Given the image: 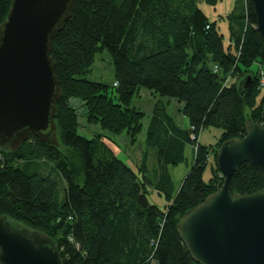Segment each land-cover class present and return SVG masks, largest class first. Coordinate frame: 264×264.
<instances>
[{
  "label": "trees",
  "instance_id": "16d2710c",
  "mask_svg": "<svg viewBox=\"0 0 264 264\" xmlns=\"http://www.w3.org/2000/svg\"><path fill=\"white\" fill-rule=\"evenodd\" d=\"M10 1L0 0V24ZM75 1L71 19L51 44L62 91L54 118L59 145L31 136L17 150H0V215L53 239L63 264H195L176 232L178 220L222 184L223 177L217 184L203 178L210 157L216 165L220 144L243 137L248 118L264 126V92L257 101L259 72L250 69L264 64L252 1L241 0L239 27L226 47L197 0ZM218 1L204 0L209 6ZM105 49L114 66V92L87 76L96 53ZM140 86L182 102L189 125L179 130L165 105L154 104L146 138L158 163L175 165L184 159L185 143L197 146L174 197L163 173L154 185L149 171L142 173L146 153L135 171L114 156L101 134L86 139L76 130L83 118L114 135L126 132L135 143L144 116L129 105ZM72 100L84 103V116ZM206 128L221 130L216 146L190 138ZM240 166L231 176V193L261 190L256 168ZM150 186L168 202L163 209L148 201Z\"/></svg>",
  "mask_w": 264,
  "mask_h": 264
},
{
  "label": "water",
  "instance_id": "95a60500",
  "mask_svg": "<svg viewBox=\"0 0 264 264\" xmlns=\"http://www.w3.org/2000/svg\"><path fill=\"white\" fill-rule=\"evenodd\" d=\"M264 42V0H251ZM75 0H11L0 24V150L13 151L31 136L58 146L55 116L62 91L55 75L52 41L71 19ZM243 85L251 84L250 76ZM241 88L239 85L238 89ZM244 136L217 149L219 189L180 217L176 226L195 264H264V187L231 193L230 180L242 163L263 178L264 126L247 119ZM0 264H63L45 233L0 215Z\"/></svg>",
  "mask_w": 264,
  "mask_h": 264
},
{
  "label": "rangeland",
  "instance_id": "374dc122",
  "mask_svg": "<svg viewBox=\"0 0 264 264\" xmlns=\"http://www.w3.org/2000/svg\"><path fill=\"white\" fill-rule=\"evenodd\" d=\"M196 6H198L199 10L201 9L204 15L208 17L210 22H214L216 24V27H218L220 34L224 38V47H226L230 40L231 30L233 28L237 29L239 27L237 23L239 21L238 16L242 6L241 0H220L214 6L207 5L204 0H197ZM250 69L253 72H259L258 79L261 84L260 76L262 75L260 73L264 71V64H253ZM87 76L93 82L97 81L105 84L106 86L108 85L110 87L109 92L115 91V87L113 85L115 80L114 66L111 62V56L106 49L96 53L94 63ZM260 89L261 91L258 93L257 101L264 92V85H260ZM157 101L165 105V112L172 119V122L175 124V126H177L179 130H184V128L187 126V119L185 115L182 114L184 104L173 98L169 99L163 96L160 97L157 94H151L147 88L141 86L137 90V93L129 105L130 107H134L138 111H141L144 116L141 120L142 129L137 136L138 139L135 143H130V139H128L126 132H122L119 135H114L111 132H107L106 130L102 129L99 123L88 124L83 118H79V124L76 130L80 136L86 139L101 134L103 136L102 140H104L108 149L112 150L114 156L118 160H122L126 165L135 171H137L136 169H138V165L143 160L142 155L146 153V168L149 170V181L152 179L151 182H153V185L158 183L159 181L157 178L161 173H163L162 176H165L163 181L166 182L168 193L174 197L178 191V188L185 180L184 178L191 170L196 151L195 148L197 146L194 147L188 143H185L182 150V157L184 159L175 165L168 164L167 167L164 168L162 165H160V163H158V161L155 159L154 153L147 148L146 138L149 128L148 126L153 117L152 114L155 107L154 104ZM71 102L73 108L76 110V113L80 116H84L86 110L84 108V103L82 104V102L79 100H72ZM182 121H184V127H182ZM220 133L221 130L218 128H206L199 133L200 136L198 142L202 146H216L215 144L217 143ZM208 163L209 165L207 166V170L204 173L203 178L205 181L212 180L215 184H217V182L219 183L220 177L222 176L219 171H216L217 167L213 162L212 157H210ZM53 174L55 177L57 176L54 171ZM59 185V189L62 194L65 184L59 180ZM148 190V201L151 204H156L163 209L165 204L168 203L165 201L164 195L161 194L159 196L154 187L151 186L148 188Z\"/></svg>",
  "mask_w": 264,
  "mask_h": 264
},
{
  "label": "built area",
  "instance_id": "2783aa9c",
  "mask_svg": "<svg viewBox=\"0 0 264 264\" xmlns=\"http://www.w3.org/2000/svg\"><path fill=\"white\" fill-rule=\"evenodd\" d=\"M214 68L216 69V67H214ZM260 74L262 75V76H260V78H261V84H260V85L263 86V85H264V79H263L264 71L261 72ZM116 84H117V83H114L115 86H117ZM190 136H191V139H192L193 141H195V140L198 141V139H199V137L195 136L193 133H191ZM195 149H196V148H195Z\"/></svg>",
  "mask_w": 264,
  "mask_h": 264
},
{
  "label": "crops",
  "instance_id": "0c3cea01",
  "mask_svg": "<svg viewBox=\"0 0 264 264\" xmlns=\"http://www.w3.org/2000/svg\"><path fill=\"white\" fill-rule=\"evenodd\" d=\"M185 121H186V120H185ZM182 125H183L182 127H184V121H182ZM186 125H187V126H186L185 128H188L189 125H188L187 121H186ZM166 167H167V166H166ZM166 167H164V168H166ZM164 168H163V169H164ZM147 170H148V169H144V168H143L141 171H142V173H143V172H147ZM148 171H149V170H148ZM158 195H159V194H158ZM159 196H160V195H159ZM165 206H166V204H165Z\"/></svg>",
  "mask_w": 264,
  "mask_h": 264
}]
</instances>
